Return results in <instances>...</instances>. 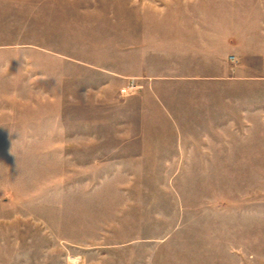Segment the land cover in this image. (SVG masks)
<instances>
[{
  "label": "rangeland",
  "instance_id": "obj_1",
  "mask_svg": "<svg viewBox=\"0 0 264 264\" xmlns=\"http://www.w3.org/2000/svg\"><path fill=\"white\" fill-rule=\"evenodd\" d=\"M178 1L0 0V264H264V0L213 2L233 79L173 39L130 77L144 10L201 24Z\"/></svg>",
  "mask_w": 264,
  "mask_h": 264
},
{
  "label": "crops",
  "instance_id": "obj_2",
  "mask_svg": "<svg viewBox=\"0 0 264 264\" xmlns=\"http://www.w3.org/2000/svg\"><path fill=\"white\" fill-rule=\"evenodd\" d=\"M195 0H191V3H194ZM202 7L197 6L193 9H189L190 13L187 12V15H190L192 19L202 20L200 21L201 24L193 25L192 28L184 29L179 27V23L182 20V11L176 10L173 14V18L175 19V26L174 28H168L164 26V19L168 15L166 8L169 5H159L160 7L152 8L151 11H143V16H145V20L143 21L142 27V38L141 42L133 43L132 46L128 47L127 55H128V66L139 67L140 71L135 73H131V76L141 75V76H149L147 78H152L156 81L168 79L171 75L169 73L158 72L155 69L156 66L162 67L164 65V61L167 58H171L168 50V46H172L174 57L172 59H182L184 56V52L187 53L188 50H193L194 53L191 54L190 60H185L186 66L191 68H206L207 71L212 70L214 71L215 67H221V63L223 65H228L226 69V76L230 79V63L228 60H224L223 58L229 57L235 60H241L246 57L243 53L239 51L240 44L238 42H244L245 36H240L236 40L233 37L232 29H225L215 27V21L219 17L217 9L215 8V4L213 3L214 0H201ZM179 4L178 0H175V7ZM242 17V15L240 16ZM148 19V27L146 26ZM219 20V19H218ZM210 21V23H209ZM166 22V21H165ZM203 22V24H202ZM166 38V39H165ZM174 40L171 44H167V40ZM240 40V41H239ZM186 50H185V49ZM228 51V53L223 56L222 53H217L216 51ZM176 52V53H175ZM178 53V54H177ZM178 57V58H177ZM171 59V60H172ZM216 59L219 60V63L216 62ZM160 61H163L161 64ZM223 75H215L213 72L206 73V74H194L192 75V79H202L207 81H214V80H224L221 79Z\"/></svg>",
  "mask_w": 264,
  "mask_h": 264
},
{
  "label": "built area",
  "instance_id": "obj_3",
  "mask_svg": "<svg viewBox=\"0 0 264 264\" xmlns=\"http://www.w3.org/2000/svg\"><path fill=\"white\" fill-rule=\"evenodd\" d=\"M140 86L137 84V81L135 78L131 79L129 81V84L127 86H125L124 88H122V91L123 92H128V91H131V90H134L136 88H139Z\"/></svg>",
  "mask_w": 264,
  "mask_h": 264
}]
</instances>
